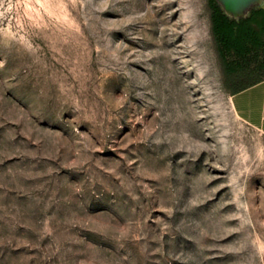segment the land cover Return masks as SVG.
Returning a JSON list of instances; mask_svg holds the SVG:
<instances>
[{"label": "rangeland", "instance_id": "374dc122", "mask_svg": "<svg viewBox=\"0 0 264 264\" xmlns=\"http://www.w3.org/2000/svg\"><path fill=\"white\" fill-rule=\"evenodd\" d=\"M0 264H264L208 0H0Z\"/></svg>", "mask_w": 264, "mask_h": 264}, {"label": "trees", "instance_id": "16d2710c", "mask_svg": "<svg viewBox=\"0 0 264 264\" xmlns=\"http://www.w3.org/2000/svg\"><path fill=\"white\" fill-rule=\"evenodd\" d=\"M208 7L224 92L232 96L264 81V8L236 21L215 0H208Z\"/></svg>", "mask_w": 264, "mask_h": 264}, {"label": "crops", "instance_id": "0c3cea01", "mask_svg": "<svg viewBox=\"0 0 264 264\" xmlns=\"http://www.w3.org/2000/svg\"><path fill=\"white\" fill-rule=\"evenodd\" d=\"M230 100L238 118L264 130V81L230 96Z\"/></svg>", "mask_w": 264, "mask_h": 264}, {"label": "water", "instance_id": "95a60500", "mask_svg": "<svg viewBox=\"0 0 264 264\" xmlns=\"http://www.w3.org/2000/svg\"><path fill=\"white\" fill-rule=\"evenodd\" d=\"M223 13L230 19L246 18L255 8H264V0H215Z\"/></svg>", "mask_w": 264, "mask_h": 264}]
</instances>
